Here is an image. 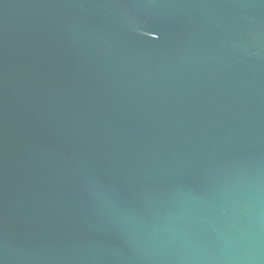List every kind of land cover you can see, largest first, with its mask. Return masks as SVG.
Segmentation results:
<instances>
[{"label": "water", "instance_id": "water-1", "mask_svg": "<svg viewBox=\"0 0 264 264\" xmlns=\"http://www.w3.org/2000/svg\"><path fill=\"white\" fill-rule=\"evenodd\" d=\"M0 264H264V0H0Z\"/></svg>", "mask_w": 264, "mask_h": 264}]
</instances>
